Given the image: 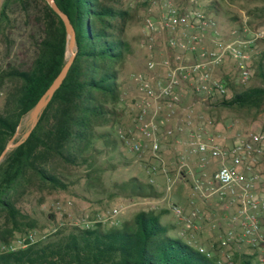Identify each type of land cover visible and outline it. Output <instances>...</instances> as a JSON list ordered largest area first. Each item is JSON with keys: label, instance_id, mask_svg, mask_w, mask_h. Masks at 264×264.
Here are the masks:
<instances>
[{"label": "trees", "instance_id": "trees-1", "mask_svg": "<svg viewBox=\"0 0 264 264\" xmlns=\"http://www.w3.org/2000/svg\"><path fill=\"white\" fill-rule=\"evenodd\" d=\"M54 1L73 27L76 54L29 137L0 163V217H4L0 245L35 228L19 208L24 196L35 189L66 190L70 170L88 166L94 140L109 136L97 129L114 128L121 117L119 78L130 54L126 30L136 8L126 6L125 0ZM32 2L41 5L39 14L29 12ZM14 6L23 8L26 20L36 24L40 32L34 39L36 56L25 69L0 71V90H5V103L0 108V153L67 57L63 24L44 0H2L0 36L7 38ZM206 8L214 14L220 11L216 1ZM255 69L253 75L261 79L262 86L239 92L226 78L232 95L218 105L259 108L264 100V54ZM122 188L133 197L156 196L152 186L144 190L135 178ZM108 228L61 229L25 249L0 251V264H217V256L208 258L188 243L169 237L168 231L174 227L162 224L150 211H139L131 221ZM254 257L236 254L233 262L255 264Z\"/></svg>", "mask_w": 264, "mask_h": 264}, {"label": "built area", "instance_id": "built-area-1", "mask_svg": "<svg viewBox=\"0 0 264 264\" xmlns=\"http://www.w3.org/2000/svg\"><path fill=\"white\" fill-rule=\"evenodd\" d=\"M155 13L143 19L145 32L142 43L151 52L159 40L164 51L157 60H146L145 73L133 74L132 82L136 95L130 100L131 123L117 126L115 134L121 145L130 154L139 158L149 155L160 163L157 167L171 182L182 178L178 171L170 177L163 158V140L173 141L186 147L188 154L198 157L202 180L195 179L191 197L198 200L216 198L223 205L224 215L236 228L225 233L224 245H244L254 251L258 262L264 264V131L233 135L229 144L216 143L212 123L195 110L196 104H213L227 99L229 88L226 78L216 76L226 61H232L236 71L235 84H246L252 74L250 51L264 34L249 31L244 25L241 36L222 39L213 19L203 12L194 0H154ZM235 34V33H234ZM150 57L152 54H150ZM188 104L183 106L182 102ZM121 104H124L122 97ZM120 104V105H121ZM173 122L171 126L167 123ZM216 156L221 163L206 180L204 166L207 155ZM180 166L187 174L192 169L178 153ZM155 167L149 168L155 174ZM149 182L152 184L153 180ZM191 200V204H193ZM175 217L187 229H192L202 220L200 211L194 208L189 214L177 206L171 208ZM121 208L86 215L74 225L92 229L96 225L118 226ZM65 224L57 223L48 233L29 230L15 236L8 244L0 245V251L11 253L47 240ZM224 237V236H223ZM230 245V246H231ZM206 257L214 254L200 248ZM217 264H234L232 256L218 257Z\"/></svg>", "mask_w": 264, "mask_h": 264}, {"label": "rangeland", "instance_id": "rangeland-1", "mask_svg": "<svg viewBox=\"0 0 264 264\" xmlns=\"http://www.w3.org/2000/svg\"><path fill=\"white\" fill-rule=\"evenodd\" d=\"M154 0H125L126 6L136 8L135 17L128 25L126 30V39L130 45V54L126 56L124 67L119 78V86L124 94V104L119 106L120 118L117 126H125L126 116L130 113V95L128 87L133 86L132 75L143 72L145 73L146 60L155 51H164L162 41L159 40L151 52L144 46L145 32L143 28V19L152 13H155L156 7ZM187 1V0H183ZM196 5L213 19L221 32L222 39L227 40L234 36H241L244 25L251 32L264 34V0H194ZM216 1L220 11L217 14L207 11L209 2ZM2 0H0L1 4ZM138 2L139 6H136ZM30 4V6H29ZM27 4L30 13H38L41 5L38 3ZM237 19V20H234ZM40 30L32 21L26 20L23 8L14 6L10 16V27L7 29V38L0 36V71L8 67H18L25 69L35 58L36 48L34 39L39 36ZM235 33V34H234ZM153 52V53H152ZM250 58L252 74L250 80L244 85L235 84L236 71L232 61H226L224 67L219 70V76L228 77L230 82L237 86L239 92L250 87L262 86V81L255 73V65L259 58L264 54V40L259 41L252 51ZM5 90H0V108L5 103ZM132 92V93H130ZM228 92L227 99L231 98ZM214 104H196L195 110L198 114L203 115L212 123V132L216 136L215 142L225 144L228 137L241 132H258L264 131V100L259 108H239L236 106L228 107ZM28 128V114L23 116L17 126L19 136ZM115 128L103 127L98 128V133H108L109 136L95 139L93 142L94 151L89 156V165L70 170L68 177L69 183L66 190H32L24 196L19 208L23 214L35 223L38 232L48 233L57 223L63 222L65 225L61 229H71L75 223L96 212H106L113 208H121L119 226L126 221H131L139 211H150L159 219L162 224H168L174 227L168 231V236L187 243L185 238H180L178 232L182 222L179 221L171 208L177 206L184 213V209L191 204V200L196 201V197H191L192 186L195 179L202 180V169L198 168L199 160L195 155L188 154L186 147L172 145L168 139L163 140V158L168 167L170 177L178 171L182 173V178L171 182V189L167 190V179L165 175L157 168L160 163L154 159H148L149 155L139 158L130 154L118 141ZM113 142V143H112ZM181 153L183 160L192 169V175L187 174L184 169L179 170L180 160L178 153ZM207 163L203 170L206 173V180L211 179L212 172L219 167L221 159L216 156L206 154ZM173 159L171 162L170 159ZM155 167V174L148 172L149 168ZM261 169L264 172V158ZM137 179L144 190H149L150 186L154 189L156 196L139 198L133 197L128 190L122 188V185L128 183L131 179ZM152 179L151 184L149 180ZM179 190L180 196L171 200L168 195ZM209 200L217 203L216 198ZM218 213L222 219L226 217L231 210L228 209L227 215H224V208L219 204ZM201 215L202 221L204 213L197 208ZM218 215V217H219ZM201 221V223H202ZM4 217H0V225H3ZM181 223V224H180ZM105 230H109V225H104ZM196 228L198 227L195 226ZM79 228V227H77ZM81 229V228H80ZM27 230V231H29ZM26 231V232H27ZM25 232V233H26ZM24 234V233H23ZM225 234V233H224ZM221 234L220 237L227 238ZM22 235V234H16ZM218 236V233H217ZM224 236V237H223ZM51 237V236H50ZM189 245L197 250L203 248L196 242H189ZM231 245V244H230ZM228 245L222 248L218 253L220 258L225 255H248L256 256L254 251L244 245ZM208 251V247H204ZM253 263L260 264L257 257H254Z\"/></svg>", "mask_w": 264, "mask_h": 264}, {"label": "crops", "instance_id": "crops-1", "mask_svg": "<svg viewBox=\"0 0 264 264\" xmlns=\"http://www.w3.org/2000/svg\"><path fill=\"white\" fill-rule=\"evenodd\" d=\"M254 49H252L250 51V56L252 57V51ZM153 53V52H152ZM152 56H154L155 58H160L161 57V53L160 51H155L154 54H152ZM224 67V65L221 67V69ZM219 69V70H221ZM216 76H218L219 72L218 70L214 72ZM128 89L130 90H134L133 86L128 87ZM130 90V91H131ZM132 93V92H130ZM136 95V92L134 90L133 94L130 95L129 97L132 98L133 96ZM122 96L124 97V94H122ZM183 106H186L188 104L187 101H183L182 102ZM131 113H129L126 116V124L131 123ZM173 124V122H169L166 124V126H171ZM233 140V135L232 137H228L225 144H229L231 143ZM172 145H175L173 143V141H171ZM176 146V145H175ZM170 159V158H169ZM170 161L172 162L173 159H170ZM171 174V172H170ZM179 190L176 191V195H173V193H170L168 195L169 199L174 200L177 199L178 195L180 196ZM178 194V195H177ZM189 206H187L184 209V213L187 215L189 214L194 208H199L203 213H204V219L202 221V223H198V227H194L192 229H187L185 228V226L183 224H181V228L178 232V236L180 238H185L187 240V243L189 244V242L193 241V242H197L198 245H202L203 249H205L204 247H208L209 248V252H212L215 256L217 257H221V255L219 254L220 250L222 248H226V246L228 245H224V240L222 237H220L221 234L224 233H228V232H235L236 228L229 222V220L227 219V217H224V219H222L223 217H221L218 213L219 210V202L217 201V203L206 199V200H196L193 202V204L188 203ZM219 215V217H218ZM218 233V236H217ZM200 249V248H199ZM219 252V253H218Z\"/></svg>", "mask_w": 264, "mask_h": 264}, {"label": "water", "instance_id": "water-1", "mask_svg": "<svg viewBox=\"0 0 264 264\" xmlns=\"http://www.w3.org/2000/svg\"><path fill=\"white\" fill-rule=\"evenodd\" d=\"M46 4L50 7V9L59 17L61 20L65 33H66V61L62 66L60 72L52 81L51 85L48 89L43 93V95L39 98L37 103L34 105L32 110L28 113V128L27 130L19 136L18 131L16 130L15 134L12 138L7 142L4 149L0 153V163L4 160L5 156L12 151L13 149L20 146L30 135L32 130L35 128L40 115L42 114L43 110L46 108L48 103L50 102L51 98L55 91L60 87L63 80L65 79L69 68L74 60L76 54V44H75V33L73 27L67 17L56 5L54 0H44Z\"/></svg>", "mask_w": 264, "mask_h": 264}]
</instances>
